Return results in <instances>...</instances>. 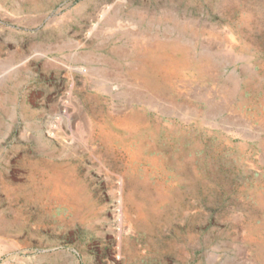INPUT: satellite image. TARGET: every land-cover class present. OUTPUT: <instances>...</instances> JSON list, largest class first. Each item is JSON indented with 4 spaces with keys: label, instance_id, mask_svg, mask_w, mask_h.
<instances>
[{
    "label": "rangeland",
    "instance_id": "374dc122",
    "mask_svg": "<svg viewBox=\"0 0 264 264\" xmlns=\"http://www.w3.org/2000/svg\"><path fill=\"white\" fill-rule=\"evenodd\" d=\"M0 264H264V0H0Z\"/></svg>",
    "mask_w": 264,
    "mask_h": 264
}]
</instances>
